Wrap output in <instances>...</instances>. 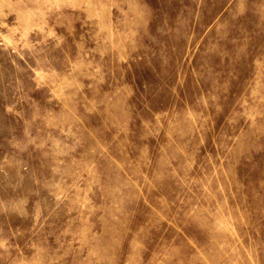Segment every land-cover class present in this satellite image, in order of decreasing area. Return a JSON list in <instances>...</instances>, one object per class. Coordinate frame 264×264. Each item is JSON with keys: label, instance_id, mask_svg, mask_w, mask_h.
I'll return each mask as SVG.
<instances>
[{"label": "rangeland", "instance_id": "rangeland-1", "mask_svg": "<svg viewBox=\"0 0 264 264\" xmlns=\"http://www.w3.org/2000/svg\"><path fill=\"white\" fill-rule=\"evenodd\" d=\"M0 264H264V0H0Z\"/></svg>", "mask_w": 264, "mask_h": 264}]
</instances>
